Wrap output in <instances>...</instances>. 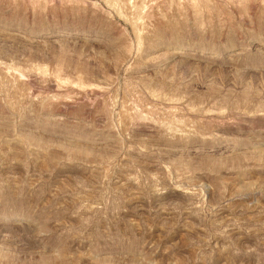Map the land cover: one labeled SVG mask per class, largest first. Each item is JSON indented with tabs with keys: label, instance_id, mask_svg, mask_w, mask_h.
<instances>
[{
	"label": "rangeland",
	"instance_id": "374dc122",
	"mask_svg": "<svg viewBox=\"0 0 264 264\" xmlns=\"http://www.w3.org/2000/svg\"><path fill=\"white\" fill-rule=\"evenodd\" d=\"M0 264H264V0H0Z\"/></svg>",
	"mask_w": 264,
	"mask_h": 264
}]
</instances>
